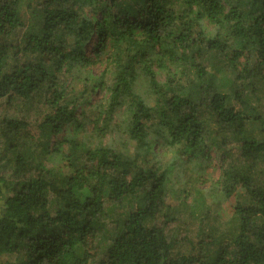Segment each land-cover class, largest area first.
<instances>
[{
  "label": "trees",
  "instance_id": "1",
  "mask_svg": "<svg viewBox=\"0 0 264 264\" xmlns=\"http://www.w3.org/2000/svg\"><path fill=\"white\" fill-rule=\"evenodd\" d=\"M100 52L109 86L75 70ZM259 83L264 0H0V107L22 113L0 118V197L9 193L0 264H264V112L249 111ZM98 90L105 95L83 121L97 135L124 111L134 150L146 127L163 124L190 154L219 161L227 198L236 197L227 240L173 254L168 196L146 157L81 141L53 159L62 130L83 126L76 112ZM130 200L136 208L101 248L102 220Z\"/></svg>",
  "mask_w": 264,
  "mask_h": 264
},
{
  "label": "clouds",
  "instance_id": "2",
  "mask_svg": "<svg viewBox=\"0 0 264 264\" xmlns=\"http://www.w3.org/2000/svg\"><path fill=\"white\" fill-rule=\"evenodd\" d=\"M87 19V16L83 17ZM99 59L95 64H77L76 72L84 80H95L102 75L103 53H93ZM79 83V81H77ZM133 95H137L145 108L151 109L153 104L147 102L143 95L136 93V84H133ZM99 110V109H97ZM75 120H80L83 126L67 125L61 132L62 142L59 152L53 154V159L61 160L73 144L81 141L89 149L97 146H107L109 150L118 151L126 157L140 155L147 158V162L155 174L162 178L166 195L175 199L185 193H191L192 198L212 206L227 205V193L224 189L223 169L217 159L202 156L199 153H191L185 147L186 141L176 137L171 130L163 124L146 127L139 147L134 150L131 141H125L128 125L131 123L129 113L118 111L113 114L114 125L109 126L103 136L94 133L83 122V118L77 113ZM9 193L4 190V196L0 197V209L6 208L4 199Z\"/></svg>",
  "mask_w": 264,
  "mask_h": 264
},
{
  "label": "rangeland",
  "instance_id": "3",
  "mask_svg": "<svg viewBox=\"0 0 264 264\" xmlns=\"http://www.w3.org/2000/svg\"><path fill=\"white\" fill-rule=\"evenodd\" d=\"M104 60V58H103ZM106 67L104 63L102 64L101 72ZM219 69L222 66L217 65ZM213 72V68H210V73ZM229 74V73H228ZM220 75L216 76L219 77ZM103 81L106 86L111 85L112 82V71L107 70L102 73ZM161 78V77H160ZM218 81V80H217ZM260 88V101L251 102L252 105H249V111H261L264 112V84L259 83ZM78 91V90H77ZM103 91H96L90 95L89 101L82 107L79 108L76 113L83 118V121H87L92 117V112L94 106L102 99L104 96ZM20 107L16 104H3L0 107V118L6 116H14L22 114ZM24 114H26V109L23 107ZM248 111V108H246ZM92 128V125H89ZM225 142L227 144H233V139L227 134L225 136ZM5 139L0 135V158L3 156L4 152ZM69 151V150H68ZM0 170H8L5 162L0 159ZM235 196L227 198V205L221 208L220 205L212 206L208 204L201 203L199 200L192 198L191 193H185L182 196H178L175 199L167 197L165 202L164 212L169 210L172 214L173 221L170 223L169 228L166 231V236L169 241L174 244V255H185L191 251L193 254L202 253L200 250L204 249L210 250L215 245H208L211 241L218 239L220 237H225L224 240L228 239V236H231L230 232L232 231V226L229 223L230 218L233 215V207L235 204ZM137 202L135 200H130L125 203L122 207L114 208L108 213V217L102 220V227L99 233L98 243L101 248L109 243V237L116 229V225L120 222L125 214L130 211L132 208H136ZM162 220L160 216L159 222ZM203 240L200 246L198 243Z\"/></svg>",
  "mask_w": 264,
  "mask_h": 264
}]
</instances>
